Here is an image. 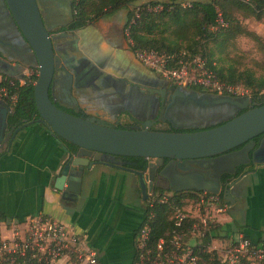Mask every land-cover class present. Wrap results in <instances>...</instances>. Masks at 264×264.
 <instances>
[{
	"label": "crops",
	"instance_id": "obj_1",
	"mask_svg": "<svg viewBox=\"0 0 264 264\" xmlns=\"http://www.w3.org/2000/svg\"><path fill=\"white\" fill-rule=\"evenodd\" d=\"M63 8L59 5L57 14L63 13ZM121 11L119 20L116 16ZM71 12L70 8V15L63 20L56 14L60 23L48 26L55 51L73 77L67 97H73L77 104L58 101L69 110L110 122L123 112L138 119L152 117L157 102L144 87L157 86L159 75L131 50L124 32L128 11L104 16L74 33L56 32L70 19ZM46 16L47 22L51 16ZM21 52L0 59V75L24 79L28 70L37 69L27 65ZM61 86L62 78L53 88L59 90ZM66 158L63 147L41 124L16 136L11 149L0 158V234L7 237L6 227L44 214L80 235L97 252L100 264H135L137 234L146 211L139 177L125 167L95 163L87 170L81 192L64 196L55 184ZM232 195L229 211L219 217V227L226 234L224 241L242 233L260 245L264 237V165L241 177Z\"/></svg>",
	"mask_w": 264,
	"mask_h": 264
},
{
	"label": "water",
	"instance_id": "obj_2",
	"mask_svg": "<svg viewBox=\"0 0 264 264\" xmlns=\"http://www.w3.org/2000/svg\"><path fill=\"white\" fill-rule=\"evenodd\" d=\"M139 1L132 6L139 8L150 2H181L168 0L139 4ZM5 2L37 60L39 75L35 84V100L39 118L7 131V117L12 110L0 104V158L11 149L21 131L41 124L60 145L59 139H62L77 147V152L71 153L61 145L67 158L60 169L55 188L64 191V196L81 192L87 170H91L95 163L123 167V163L108 162L109 157L118 156L149 161L146 171L128 169L139 177L144 201L150 192L156 193L157 190L177 193L207 191L219 195L223 193L226 202L233 203L232 189L236 182H222L221 178L223 175L233 176L238 166L250 163L248 153L256 147L254 139L264 135V105L214 128L189 133L153 131L150 129L151 123H145L143 129H120L109 121L76 116L59 108L51 99L52 85L62 78L67 94L72 89L73 77L55 51L52 34L47 28L38 1ZM69 100L77 104L73 97H68L66 101ZM214 103H228L242 110L256 105L250 96L244 100L224 98ZM252 159L255 164L264 165V139L254 151ZM165 160H169V164L159 171L164 167ZM194 163L204 165L213 175L207 178L203 173L190 172L191 164ZM172 169L175 174L170 176Z\"/></svg>",
	"mask_w": 264,
	"mask_h": 264
},
{
	"label": "built area",
	"instance_id": "obj_3",
	"mask_svg": "<svg viewBox=\"0 0 264 264\" xmlns=\"http://www.w3.org/2000/svg\"><path fill=\"white\" fill-rule=\"evenodd\" d=\"M177 5L190 7L192 3L182 0H171ZM215 5L217 11V26L214 30L227 26L219 4L224 0H208ZM245 4H252V0H237ZM165 4L148 6L147 10L153 13L161 12ZM140 8H137L139 13ZM129 40V32L126 30ZM138 60L149 69L161 72L167 79L177 86H201L209 89L211 86L202 81H188L187 64L183 56L160 55L157 51L137 52ZM188 59L189 55H186ZM202 60V59H201ZM206 59L201 62L204 66ZM172 65V66H171ZM209 70V69H208ZM208 79L214 81V92L225 93L235 97H248L237 93L236 87L221 83L213 71H206ZM15 79L21 85L25 79L10 78L0 75L2 81L15 86ZM0 101L17 102V95L10 92L9 87L0 86ZM150 192L147 198L148 207L155 203L167 204L172 209V230L169 234L158 240L153 236L155 214L150 212L141 225L136 239L137 260L135 264H204L202 254L213 256L216 254L222 264H264V237L260 245H255L244 234L239 233L230 241H223V246L218 249L214 244L219 239H212L205 246L204 241L214 229L219 227V217L227 214L230 205L224 202L219 194L210 192H194V197L183 200V206L172 201L173 194ZM192 203L187 208L186 203ZM8 236L0 234V264H100L97 252L88 247L84 239L71 231L63 223L50 216L40 214L28 217L24 222L13 223L6 227Z\"/></svg>",
	"mask_w": 264,
	"mask_h": 264
},
{
	"label": "trees",
	"instance_id": "obj_4",
	"mask_svg": "<svg viewBox=\"0 0 264 264\" xmlns=\"http://www.w3.org/2000/svg\"><path fill=\"white\" fill-rule=\"evenodd\" d=\"M73 16L72 21L56 30L59 33H71L81 30L100 18L112 15L120 10L126 9L127 22L125 29L129 32V44L134 53L143 51L166 52L168 55L183 56V53L193 56H201L207 60V67L212 70L217 79L229 86H241L254 102L264 105V69L261 75H257L251 69H240L234 65L220 66L216 60L218 51L221 53L229 45L233 44L239 36H246L255 41L261 42V38L242 26L237 13L244 12L249 17L258 21L264 18V0H252V4H245L237 0H224L219 4L227 26L214 30L217 26V11L215 5L208 0L205 2H193L190 7H182L177 4H165L161 12L153 13L147 10L148 6H156L158 2H150L148 5H141L139 13L137 8L130 9V6L139 0H70ZM53 32H51L52 34ZM128 39V38H127ZM186 49L182 51V49ZM187 51V52H186ZM189 52V53H188ZM185 58L186 59V56ZM172 66V65H171ZM34 74L25 77V84L19 81L15 86H9L10 80L2 81L0 86H7L12 94L17 95V102L12 105L7 103L12 112L8 116V124L11 127H19L25 122L35 121L39 118L36 100L35 84L38 80V69L33 70ZM196 90L203 91L202 87H194ZM51 94V93H50ZM51 99L52 95H51ZM71 114L79 116L80 113L65 110ZM37 125V124H36ZM122 128V127H121ZM201 131L199 129H179L178 133H189ZM61 145L68 152H77V147L59 139ZM123 163V167L139 172L146 171L149 161L138 157L118 158ZM252 167L239 166L237 173L239 177L247 174ZM166 191L157 190V193ZM172 201L179 206H183V200L194 197V192H172ZM221 199L226 202L224 194H220ZM230 205V204H229ZM153 212L155 214L153 236L155 240L164 237L172 230L171 221L172 209L167 204L155 203L152 208L148 207L146 201L145 217ZM226 234L221 228L214 229L207 235L204 245L207 246L212 239H225ZM204 264H222L216 254H202Z\"/></svg>",
	"mask_w": 264,
	"mask_h": 264
},
{
	"label": "flooded vegetation",
	"instance_id": "obj_5",
	"mask_svg": "<svg viewBox=\"0 0 264 264\" xmlns=\"http://www.w3.org/2000/svg\"><path fill=\"white\" fill-rule=\"evenodd\" d=\"M37 1L43 10L42 14H43L44 19L46 20L48 19V17L47 16L45 17V15L51 16L50 20H48L47 22L45 20L47 28L48 26L50 27L52 23H60V20L56 17L57 16L56 13H57V9L59 8L60 0H37ZM70 8L72 11L71 17L70 19H67L66 24L62 25L61 27L68 25L72 21V16H73L72 5ZM11 29L16 31L17 33L16 36L19 41L15 42L14 40H12L13 38L9 37V34L11 33V31L9 32V30ZM124 32H125V36L127 37L126 29L124 30ZM71 33H74V32H71ZM16 51H22L21 52L23 56L22 58H24L26 63L28 62V60H30V62L33 63V65H36V62H37L36 57L33 51L31 50V48L29 47L24 36L21 34L19 28L17 27L12 15L10 14V11L7 7L5 0H0V59L7 60L6 58L7 56L5 57V55H8V56L10 55V56L15 57L14 52ZM134 54L137 57L136 53ZM157 79H158L157 86L144 87V91L150 96L155 97L156 102H157L156 111L152 117L148 119H138L127 112H123L117 118L116 121L111 122V123L115 124L120 129H133V128L143 129L144 128L143 125L145 123H151L150 129L153 131L176 132L179 129H199L202 131V130H207V129H211L216 126L222 125L232 120L233 118H236L244 114L250 109H254V108L261 106V103L255 102L256 105H254L253 107L242 110L228 103H214L224 98L244 100L247 97L239 98V97H235V96L228 95L225 93H218V92H213V91L210 92V91H206L203 87L202 88L204 90L199 91L194 88V87H198L196 85H186L184 87H180L170 81H167L161 78L160 76H158ZM54 85L55 83L52 85L51 91H50L54 103L63 110H69L58 101L59 99L60 101L62 100L63 102L70 104L68 101H66L68 100V97H67V94L65 93V86H61L59 90H57L56 89L57 87L53 88ZM53 89L56 90V92L53 91ZM1 104H2V107L10 108L8 104L5 102H1ZM220 106H222L221 108H224V110L217 111V109H220V108H217L215 110L216 112L212 111L213 113H209L213 116H217L218 118H221L219 116L223 115V119L219 120L213 125H208V126L198 127V128H181L177 126V122H179L180 121L179 119L181 118H187V119L192 118L193 119L199 115L205 117L207 113L201 112L200 109L202 108L205 109L208 107H220ZM228 108L232 110V114H230ZM71 111L80 113L79 116L84 115L85 118L101 119L93 115H88L82 111H75V110H71ZM190 114H191V117H189ZM7 125H8L7 131L13 128L8 124V117H7ZM263 139H264V135L254 139V142L256 143V147L255 149L251 150L248 153L250 163L247 165H240V166L247 167V168L248 167L255 168L259 166L253 162L252 156H253L254 151L261 146ZM241 148L242 147L238 148V150H240ZM118 158H121V157H118V156L109 157L108 162L113 163V164L125 163V162H121L120 160H118ZM168 164H169V160H165L164 167L160 168L159 171H162ZM191 165H192V169L190 172L203 173L206 175L207 178L213 175V174H210V172H208L205 169V166L201 165L200 163H194ZM174 174H175V171L174 169H172L170 171V176H173ZM240 178L241 177L238 176L237 169H236V173L233 176L223 175L221 178V181L226 182L230 180V182H234V181L237 182Z\"/></svg>",
	"mask_w": 264,
	"mask_h": 264
},
{
	"label": "rangeland",
	"instance_id": "obj_6",
	"mask_svg": "<svg viewBox=\"0 0 264 264\" xmlns=\"http://www.w3.org/2000/svg\"><path fill=\"white\" fill-rule=\"evenodd\" d=\"M140 1H142V0H140ZM151 1L167 2L168 0H151ZM182 1L188 2V3H193V2H205L206 0H182ZM59 3H60L59 4L60 7H64L63 10L64 9L65 10L63 13L61 12L59 14H57V13L56 14L59 15V18H61V20H63L64 17L70 15L69 12H70V7H71V5H70L71 1L70 0H60ZM134 7L135 6H130V9H134ZM121 15H123V11H121L117 14V16H116L117 19L120 20ZM237 16H238V19L240 20L243 27H245L246 29H248L252 32H255L257 35L260 36L261 42L255 41V40H253L249 37H246V36H239L236 39V41L233 44L229 45V47L226 48L224 51H222L221 53L218 51V55L216 56V60L218 61L220 66L222 65V66L227 67L230 65H234L240 69H244V68L251 69L254 72H256L257 75H261L263 72V69H264V18H263V20L258 21L257 19H255L253 17L247 16V14L244 12H238ZM10 31H11V33L9 34V37L13 38L12 40H14L15 42L19 41L17 36H16L17 35L16 31H14L13 29L9 30V32ZM185 50L186 49H184V48L182 49V51H185ZM146 52H150V51H146ZM160 55H167V53L163 52V53H160ZM188 55H189L188 59H184V63L187 64L188 81L189 82L192 81V83L194 81H196L197 83H198V81H202L203 83L210 85L211 86L210 88H213V86L215 85V82L210 81L208 79V75L206 73V71H209L210 69L207 66H204L201 62L204 58H202L201 56L195 57V56L191 55L190 53ZM27 65L30 66V65H33V63H31L30 60H28ZM205 65H207V61H206ZM210 71H212V70H210ZM156 73L161 78L173 83V81L167 79L161 72H156ZM33 74H34V71L28 70L27 75H25L24 78L30 77ZM210 88L209 89L205 88V90L212 92L213 89H210ZM236 90H237L236 92L240 93V94L246 93V90L241 86H237ZM221 107L222 106H220V107H208L205 109L202 108V109H200L201 112L207 113V115H205V117L199 115L193 119L192 118H188V119L187 118H181V119H179L180 121L177 122V126H179L181 128H198V127L213 125L214 123L223 119V115H220L219 117H221V118H218L217 116H213L209 113L216 112L215 110L217 108H220V109H217V111L218 110H224V108H221ZM228 109H229L230 114H232V110L230 108H228ZM189 117H191V114L189 115ZM167 193H169V191ZM186 206H187V208H189L190 206H192V203L187 202ZM223 241H224V239H219L217 241V243H215L214 245L218 249H220L223 246Z\"/></svg>",
	"mask_w": 264,
	"mask_h": 264
}]
</instances>
